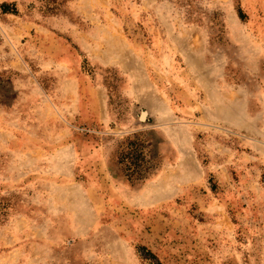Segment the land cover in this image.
Listing matches in <instances>:
<instances>
[{"label": "rangeland", "instance_id": "374dc122", "mask_svg": "<svg viewBox=\"0 0 264 264\" xmlns=\"http://www.w3.org/2000/svg\"><path fill=\"white\" fill-rule=\"evenodd\" d=\"M145 249L264 264V0H0V264Z\"/></svg>", "mask_w": 264, "mask_h": 264}, {"label": "trees", "instance_id": "16d2710c", "mask_svg": "<svg viewBox=\"0 0 264 264\" xmlns=\"http://www.w3.org/2000/svg\"><path fill=\"white\" fill-rule=\"evenodd\" d=\"M4 10L6 12H16V8L10 9L5 4ZM13 10V11H12ZM139 143L136 141H130L127 149L124 153L125 158L128 160L126 168L129 172V176L135 179H144L149 173L151 166L148 164L149 160L143 155V152L139 149ZM144 259L148 260L149 264H161L157 257L150 250L145 249L142 253ZM156 259L157 261H154Z\"/></svg>", "mask_w": 264, "mask_h": 264}]
</instances>
